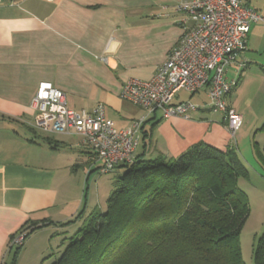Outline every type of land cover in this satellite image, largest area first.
<instances>
[{
  "label": "crops",
  "instance_id": "0c3cea01",
  "mask_svg": "<svg viewBox=\"0 0 264 264\" xmlns=\"http://www.w3.org/2000/svg\"><path fill=\"white\" fill-rule=\"evenodd\" d=\"M183 1L0 0V264L10 238L27 221L75 217L82 207L80 187L70 183L81 167L93 171L96 160L79 135L31 129V102L42 82L61 89L75 110L102 104L115 130L145 117L135 134V156L177 157L200 141L220 149L232 146L249 175L253 171L264 180L258 156L264 132L257 133L264 131V0H241L263 21L251 24L245 48L226 72L229 79L238 77L227 98L243 120L234 136L225 114L204 106L206 88L194 94L180 90L173 98V103L183 101L181 91L199 97L194 103L200 109L189 118L148 115L120 96L127 80L150 79L192 26L174 9ZM49 228L65 227L50 224L29 238Z\"/></svg>",
  "mask_w": 264,
  "mask_h": 264
},
{
  "label": "trees",
  "instance_id": "16d2710c",
  "mask_svg": "<svg viewBox=\"0 0 264 264\" xmlns=\"http://www.w3.org/2000/svg\"><path fill=\"white\" fill-rule=\"evenodd\" d=\"M258 156L264 170V146ZM119 167L104 211L83 216L79 210L57 223L29 220L12 235L6 252L18 233L26 239L50 224L79 221L50 264H244L240 233L249 204L237 179L248 178L249 171L234 147L200 141L177 157L136 155ZM253 258L264 264V233Z\"/></svg>",
  "mask_w": 264,
  "mask_h": 264
},
{
  "label": "built area",
  "instance_id": "2783aa9c",
  "mask_svg": "<svg viewBox=\"0 0 264 264\" xmlns=\"http://www.w3.org/2000/svg\"><path fill=\"white\" fill-rule=\"evenodd\" d=\"M174 9L184 12L192 26L183 32L150 79L127 80L120 96L148 115L159 111L164 118L171 115L189 118L200 106L191 100L173 103V98L180 90L194 94L206 88L204 106L222 111L234 136L243 120L228 104L227 98L237 86L238 77L229 79L226 72L229 66L236 64L245 48L251 24L263 18L241 0H186ZM237 65L242 67L243 63ZM31 106L35 110L31 124L35 130L44 134L79 135L82 144L100 162V172H109L133 161L139 144L135 134L145 117L115 130L105 118L102 104L91 111L75 110L69 106L65 93L49 82L38 85ZM24 240V233H18L10 244L19 246Z\"/></svg>",
  "mask_w": 264,
  "mask_h": 264
},
{
  "label": "rangeland",
  "instance_id": "374dc122",
  "mask_svg": "<svg viewBox=\"0 0 264 264\" xmlns=\"http://www.w3.org/2000/svg\"><path fill=\"white\" fill-rule=\"evenodd\" d=\"M179 94L180 99L193 102H196L199 98L198 96L188 98V95L183 91ZM263 132L258 130L257 133ZM93 164L95 170L93 168V171L90 172L89 167H86L88 169L81 167L76 179H73L70 183L76 188L77 186L80 187L78 199L81 198L82 207L80 210L83 216L93 209L100 211L106 209L108 196L113 190V181L122 172V168L119 167L103 173L99 170L100 162L98 160H94ZM247 169L249 171L248 167ZM250 175L248 178L239 177L237 179V187L245 193L249 204V216L240 233V246L244 264H254V248L260 236L264 233V180L256 176L253 171ZM84 207L85 209H83ZM79 226L80 222L76 221L61 230L49 228L29 238L30 234L26 237L24 245L14 246L10 252L6 253L2 264H50L64 249V237L72 235Z\"/></svg>",
  "mask_w": 264,
  "mask_h": 264
}]
</instances>
